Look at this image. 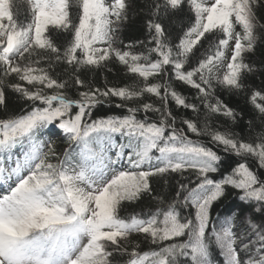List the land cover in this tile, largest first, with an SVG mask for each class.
I'll list each match as a JSON object with an SVG mask.
<instances>
[{"label":"snow or ice","instance_id":"6c2138e0","mask_svg":"<svg viewBox=\"0 0 264 264\" xmlns=\"http://www.w3.org/2000/svg\"><path fill=\"white\" fill-rule=\"evenodd\" d=\"M25 2L29 3L28 20L18 23L12 0H0V64L4 66V75H16L30 85L41 86L28 90L20 84L13 85L29 100L40 101L45 107L0 120V152L10 151L25 141L31 145L23 162L8 174V179L15 175V184L6 194H0V264H111L113 252H126L122 242L134 233L146 234L153 243L185 236L188 239L159 251L141 254L134 250L129 264H176L177 256L189 254L191 264H211L210 244L221 250L224 264H264V226L249 221L251 238L243 240L233 231L231 220L221 222L218 229L211 223V207L223 196L226 186L241 190L243 200L264 204V180L246 162L238 163L223 179L213 180L209 174L220 170V156L177 129L168 111L161 113L159 123L136 119L135 108L124 117L86 121L91 109L103 103L100 97L131 100L151 93L163 103L170 98L179 106L198 111L195 105L186 103L175 90L166 87L162 93V85L147 83L142 88L90 89L81 93L79 100L68 99L59 91L49 95L45 89H63L65 84L53 79L44 68L21 67L15 61L26 54L36 55L33 49L55 54L42 58L77 66L99 67L114 56L145 82L160 75L165 65H171L175 78L196 88L210 112L235 118L222 101L213 102V70L225 59V52L234 41L227 71L218 82L231 89L243 87L241 75L251 71L243 55L255 43L254 5L260 0H214L211 4L208 0H162L155 5L154 14L187 2L194 22L172 47L166 41L164 27L149 21L155 47L148 50L147 56L112 47L116 30L113 25L124 18L126 0ZM70 8L76 10V22L71 18ZM236 24L242 27L243 34L236 32ZM49 26L72 32L73 39L63 51L46 35ZM214 32L222 33L223 37L218 35L209 44L212 54L196 68L186 70L189 54L206 34ZM100 44L108 46L97 47ZM153 54L159 58L151 60ZM75 82L83 85L78 78ZM250 102L264 114V94L253 93ZM3 103L4 91L0 88V105ZM73 107L78 109L75 114ZM143 110L161 112L151 104L143 105ZM184 124L190 132L201 134L196 123L184 121ZM49 125L63 130L77 146L66 150L58 164L49 162V156H55L54 150L50 147L45 151L43 142L36 139L38 130ZM208 134L225 151L254 157L264 169V139L246 143L220 132ZM117 135L124 140H117ZM154 152L158 155L154 156ZM125 160L129 170L119 168ZM154 160L157 161L154 168L142 170ZM189 170L197 174L195 186L180 185V189L185 192L183 203L194 209L191 219L182 218L175 203L167 209H158L147 219L138 215L120 217L122 203L135 201L143 192L150 191V176ZM4 178L5 169L0 166V181ZM209 232L211 236L207 235ZM109 245L113 246L111 250Z\"/></svg>","mask_w":264,"mask_h":264},{"label":"trees","instance_id":"16d2710c","mask_svg":"<svg viewBox=\"0 0 264 264\" xmlns=\"http://www.w3.org/2000/svg\"><path fill=\"white\" fill-rule=\"evenodd\" d=\"M214 0H208L213 3ZM127 8L124 18L118 25H113L116 29L113 33L112 47L121 51H131L134 54L148 55V50L155 47V41L152 40L153 32L149 31V21L160 23L165 29V38L167 43L174 47L179 43V39L187 31L188 27L194 22L192 11H190L187 2L176 9L169 8L161 10L154 14L155 5L162 3V0H126ZM14 17L18 23H27L29 3L25 0H12ZM256 17V26L254 28L255 43L251 51L244 53L243 61L248 64L251 71H245L241 75V89H231L218 82L221 79L219 67L214 68L212 78L213 102L219 99L227 105L234 117L222 115L221 113H212L202 102L201 94L190 85L175 78V70L171 65H165L161 74L149 78L147 82L141 77L128 71L126 65L122 64L116 57L104 61L99 67L77 66L65 63L63 60L55 61L42 57L54 56L55 54L43 50L33 49L36 55H25L22 60L31 64L35 68H44L48 74L58 82L64 83L63 89H45L46 94L62 92L68 99L79 100L81 93L90 89L107 88H142L144 84H160L161 92L170 88L182 95L186 103L195 105L199 110L193 111L191 108H185L177 105L170 98L163 103L156 95L145 93L143 96L131 100H122L119 97L108 96L100 97L103 103L96 104L92 109L90 116H86V121H94L102 118L124 117L129 115L130 109H138L134 113L136 119L147 122L159 123L161 113L171 112L174 118V126L182 130L189 139L197 144L204 145L217 152L220 156L219 171L210 173L209 177L219 181L228 175L231 170L240 162H246L256 174L264 180V169L260 168L258 161L254 157H241L233 152L225 151L224 146L213 142L208 133L220 132L230 137L246 143H259L264 139V114L250 102L253 93L260 92L264 94V0L254 5ZM71 18L76 22V10L70 8ZM234 21V18H233ZM236 27H242L236 24ZM53 43L63 51L73 39L71 31H61L49 26L46 33ZM223 37L222 33L206 34L204 40H201L193 51L189 54L185 63L186 70H192L198 66V63L208 55L212 54L209 44L214 43L217 36ZM107 44H100L97 47H107ZM227 51V50H226ZM226 54V52H225ZM77 55L80 53L78 51ZM159 58L158 54H153L150 59ZM231 59V58H230ZM230 61V60H229ZM83 81V85L77 84L76 79ZM20 84L25 89L32 90L39 85H30L21 81L16 75H4V66L0 64V88L4 91V103L0 105V120L17 118L29 114L35 108L45 107L40 101L29 100L22 92L16 91L13 85ZM151 104L154 108H159L161 112L144 111L143 105ZM78 111L73 107L72 113ZM184 121L196 123L201 130L197 135L188 130ZM58 123V122H57ZM117 140L123 141L124 138L117 135ZM36 139L43 142L44 150L50 147L54 150L55 156H49V162L59 163L64 159L65 151L76 148L77 146L69 140L68 135L56 126L49 125L38 130ZM31 145L25 141L18 144L10 151L0 152V166L12 170L18 163H22L27 151ZM127 151V150H126ZM109 155H112L110 152ZM158 155V153H153ZM115 158V157H113ZM157 161L151 164H145L142 170L154 168ZM119 168L129 170L128 162L122 161ZM140 171L141 169H131ZM196 172L189 170L185 172H166L164 174L153 175L149 177L150 191L143 192L139 199L132 202H124L119 208L121 218L138 215L141 218H149L155 214L158 209H167L168 205L175 203L176 211L182 218L191 219L194 209L191 205H185L183 198L185 192L180 189V185L194 187L196 183ZM15 175H12V185L16 181ZM8 190V189H7ZM6 194V193H5ZM243 192L231 186H226L223 196L213 203L211 207V223L217 229L220 223L225 220L233 222V231L243 240L250 239L249 221H253L264 226V204L255 201L241 199ZM211 236V233H207ZM188 239L178 237L169 241L153 243L152 238L143 233H134L122 245L127 251L113 252L111 264H129L131 254L135 250L138 253L148 251H159L162 247L169 244L181 243ZM113 246L109 245L110 250ZM241 253L243 255L242 249ZM211 264H224L221 250L214 244H210ZM148 264V262H146ZM176 264H191L189 256H177Z\"/></svg>","mask_w":264,"mask_h":264},{"label":"rangeland","instance_id":"374dc122","mask_svg":"<svg viewBox=\"0 0 264 264\" xmlns=\"http://www.w3.org/2000/svg\"><path fill=\"white\" fill-rule=\"evenodd\" d=\"M234 23H235V20H234ZM255 24H256V21H255ZM236 32H241V28L240 27H236ZM233 46H234V41L232 43H230L227 51H226V54H225V59L220 63L219 65V73H220V76H221V79L223 78V75L225 74V72L227 71V68H226V65L228 64L233 52H232V49H233ZM15 61L17 63H19V65L21 67H25V66H31L30 63L22 60L21 58H18L16 57L15 58Z\"/></svg>","mask_w":264,"mask_h":264}]
</instances>
